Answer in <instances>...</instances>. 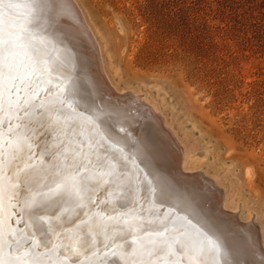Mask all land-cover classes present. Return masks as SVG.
<instances>
[{
	"label": "bare ground",
	"instance_id": "bare-ground-1",
	"mask_svg": "<svg viewBox=\"0 0 264 264\" xmlns=\"http://www.w3.org/2000/svg\"><path fill=\"white\" fill-rule=\"evenodd\" d=\"M62 4V15L46 29L30 5L27 9L31 13L24 12L29 21L16 24L30 33L27 27L34 29V22L38 43L42 47L45 42L57 45L62 54L58 57L52 51V56L46 57L50 54L41 51V59L46 63L39 66L49 69L46 74L61 87L75 110L87 118L101 139L122 149L135 159L140 169L131 160L119 158L110 146L95 138L82 119L74 116L68 124L57 123V117L63 121L57 111L62 108L60 103L41 92L40 85L35 86L29 77L20 84L18 96L13 97V104L17 99L22 103L27 99L34 105L29 114L9 109L7 96L4 109L0 110V189L3 191L0 255L9 253L27 260L39 253L45 264H189L187 256L179 255L178 247L169 249L163 242L177 237L176 229H187L189 235L195 236L199 226L193 227L188 220L196 224L203 218L218 225L234 246L243 250V264H264L261 229L257 228L253 216L242 220L240 210L228 207L223 192L202 173L201 177L192 179L187 175L193 171L187 167L191 156L161 112L141 94L132 91L135 95H126L127 98L116 94L121 90L108 82L103 59L97 58L91 44L96 37L77 2L62 0ZM4 8L8 12L12 10L10 13L16 12L7 6ZM9 20V16L4 18V23L7 25ZM16 27L14 30L18 32ZM95 46L100 50L97 41ZM29 54L35 59V53ZM60 59H66L71 66L73 61L74 68H81L77 77L84 81L81 80L84 93L77 91L71 73L59 65ZM66 109L62 111L67 113ZM111 110L115 114L112 117ZM72 124L78 125L71 128ZM116 124L127 128L135 143L113 130ZM139 131L146 152L134 138ZM18 144L23 149L20 152ZM150 158L163 171L159 172L161 176L158 177ZM25 173L28 184L24 183ZM144 176L158 192V185L167 183L171 196L164 201L181 208L186 204L183 212L188 214L187 220L171 213L160 199H155L154 208L148 206L147 200L152 196L142 189ZM72 177L78 187L75 194L57 190V184L63 181L72 183ZM34 213L42 216L40 223L51 229V243L47 248L35 247L32 237L35 235L37 241L43 238L36 232ZM4 241L12 247L8 248ZM26 252L29 256L24 255ZM204 259L212 264L211 257Z\"/></svg>",
	"mask_w": 264,
	"mask_h": 264
},
{
	"label": "rangeland",
	"instance_id": "rangeland-1",
	"mask_svg": "<svg viewBox=\"0 0 264 264\" xmlns=\"http://www.w3.org/2000/svg\"><path fill=\"white\" fill-rule=\"evenodd\" d=\"M75 1L108 82L156 106L264 248V0Z\"/></svg>",
	"mask_w": 264,
	"mask_h": 264
},
{
	"label": "snow or ice",
	"instance_id": "snow-or-ice-1",
	"mask_svg": "<svg viewBox=\"0 0 264 264\" xmlns=\"http://www.w3.org/2000/svg\"><path fill=\"white\" fill-rule=\"evenodd\" d=\"M30 6L38 13L40 20L49 24H55L64 9L62 0H33ZM7 7L11 9L13 5L9 4ZM67 39L70 40V38ZM35 40L36 37L28 33L26 29L20 33L16 32L11 21L6 25L3 16L0 15V110L4 109L5 96H7L9 109H13L14 111H23L25 115H28L34 107L27 99H24L23 103L17 99L15 104H13V97L18 96L20 84H23L31 75H42L49 70L46 67H39L40 64L46 63V61L41 59V49L38 44L33 43ZM21 50H24V55L28 57V64H24L17 59ZM29 52L35 53V59ZM59 103L62 108L66 106L64 100H60ZM57 111L63 116V121H60L59 117H57V123L68 124L72 119L71 114H65L62 109H58ZM84 111L90 112L89 109H85ZM25 127L27 128L28 125H25ZM70 127L75 128L76 125L72 124ZM22 150V147L18 144L17 151L20 152ZM72 181V183L63 181L57 184V190L66 194H75L78 191L75 177H72ZM24 183H29L27 173H25ZM158 187L160 199L162 201L169 199L171 191L167 183H160ZM2 201L3 191L0 189V202ZM32 219L36 232L43 238L37 241L35 235L32 237L36 241L35 247L39 248L43 246L47 248L51 243L49 236L51 229L40 223L43 217L38 213H34ZM188 223L193 225V227L199 226L195 236L189 235L187 229H176L175 231L179 235L173 237L170 241L163 242L167 248L178 247L179 255L187 256L189 264H207L204 257H211L212 264H243V250L234 246L228 234L218 225L203 218L198 219L196 224H193L192 220H188ZM164 231L167 232L168 228H165ZM0 236H2V232H0ZM180 237L184 238L181 239ZM4 243L7 244L8 248L12 247L11 243L7 241H4ZM170 254L175 253L170 252ZM5 255L7 258H5ZM5 255H0V264H45L39 253L30 256L27 260L19 255L13 256L9 253ZM24 255L29 256V253L26 252Z\"/></svg>",
	"mask_w": 264,
	"mask_h": 264
},
{
	"label": "water",
	"instance_id": "water-1",
	"mask_svg": "<svg viewBox=\"0 0 264 264\" xmlns=\"http://www.w3.org/2000/svg\"><path fill=\"white\" fill-rule=\"evenodd\" d=\"M25 1L24 0H0V13H1V15L4 18H6V19H8V16H9L11 18V20H12V21L11 20H9V21H11L14 24V26L17 25V27L15 29H17V31L19 33L22 32L24 28L21 27V24H16V23H19L21 21H26L25 23H27V21H29V20L25 18V16H24L25 13L24 12H30L31 13V10L30 9H27V8H29L28 5H31V2L30 3L28 2L30 0H28L27 2H25ZM9 4L13 5L12 9H15L16 12L10 13L12 10L11 11L9 10L10 12L4 10L5 9L4 7L5 6H8ZM36 19L38 21L43 22V25L45 27L44 29H46V26L50 25L48 22H45V21L40 20L38 18V15H36ZM13 20H15V21H13ZM33 25H34L35 28H37V25L34 24V22H33ZM27 29H28V31L30 33H34V35L36 37L37 33H36V31L33 28H28L27 27ZM55 38H56V35L54 37V42L56 41ZM60 38L62 39V37H60ZM34 43L35 44H38V46L40 47V49H41L42 52H45L47 54H50V56L49 55H46V57H51L52 56L51 55L52 54V51L55 52L58 57H59L60 54H62V53H60V51L57 50V45L54 44V43L51 44V43L45 42V44L47 46L45 45L43 47L38 43L37 40H35ZM91 44L94 45V52H95V54H97V58H98V51H97V48H96L95 43H94L93 40H91ZM65 46H67V42H65ZM63 54L69 55L66 52H63ZM17 59L20 60V61H22L24 64H28L29 63L28 57L24 55V50H21L20 51V55L17 57ZM59 65L62 66V67H64L68 72L71 73V75H72V77L74 79V82L76 84L77 91H81V92L84 93L85 92V88H84V86H83V84L81 82L82 79H80V78L77 77V76H79L78 74L81 73V71H82L81 68L80 69H77V67H76L75 64L74 65H75L76 68H74L73 61H72V66H71V63L69 61L67 62L66 59H63V61L60 59V64ZM39 67H41V66H39ZM71 70H73V71H71ZM74 73H75V75H73ZM30 77H32V79L34 80L35 86H36V83H37V85H40L41 92L44 91V93H46L47 95H49L50 97H52L53 100H57L58 102L60 100H64L65 101L66 106H64L63 108L64 109H66V108L68 109V110L66 109L67 113H65V114H71L72 117L75 116L79 120L82 119L85 122V124L88 126V128H90L92 130V133H93L92 135H94L95 138H97L99 141H103L105 144H107L108 146H110V148L115 151V154L116 155H119L118 156L119 158H122L123 157L124 159L131 160L136 165V168L140 169V166L137 165V162L135 161V159L131 158L129 155H126V153H124V151L122 149L118 148L117 146H115V145H113L111 143H107L106 141H104L103 139H101V137H100L101 135L99 133H96L94 131V129L92 128V126H91L90 122L87 120V118L83 117L81 115V113H79L78 110H75V108L73 107L72 103L68 99L67 95L64 93V91L61 90V87L58 86L55 83V81L53 79H51L46 73H44L42 75H40V74H34V75H31ZM106 86L108 87L107 84H106ZM43 87L45 88L44 90L42 89ZM93 92H94V89H93ZM116 94L117 95H123V97H125V98H127L126 95H132L131 93H127V94L126 93H122V94L116 93ZM96 95L97 94L95 93L94 100H96V104H98L99 101L97 100V96ZM99 97L102 98V96H100V95H99ZM54 106L57 108V106L55 104H54ZM63 108H61V109H63ZM110 115H111V117L115 115L113 110H111ZM124 129L122 127L118 126L117 124L116 125H113V130H115L116 132L121 133V134L123 133V135H125L127 138L132 139L131 133L128 132L127 128H124ZM134 138H137L138 139V142L140 141L142 147L144 148V142H143L144 139H143L140 131L138 132V135H136ZM131 141H132V143H135L134 141H136V140L132 139ZM144 150H145V148H144ZM145 152H146V150H145ZM150 161H151V158H150ZM152 164L155 165V169L157 170L158 177L161 176L160 173H163V171L160 170V169H158V167L156 166V164L154 162H152ZM164 170H165L166 173L168 172L165 168H164ZM163 175L169 177L168 174H166V175L163 174ZM187 175L189 177H191V179L194 178V177H196V176L197 177L198 176L201 177L200 176V172L188 173ZM143 178L144 179L142 180V185L144 186V188H142V189L143 190H146V191H149V193L152 196L151 199H148L147 200V204H148V206H152L151 208H154L153 206H154L155 199H158V200L160 199V197L158 195L159 192L156 191L154 188L151 187L150 182H149L150 180L148 178H146L145 176ZM160 202L164 203L166 207L168 206L167 208H169L171 210V213H173V214L176 213L181 218H183L184 220H187L186 217H188V214H185L183 212L184 208L187 207L186 204L184 205L185 206L184 208H181L179 205L177 207L173 203L170 204V203H167L166 201H160Z\"/></svg>",
	"mask_w": 264,
	"mask_h": 264
}]
</instances>
